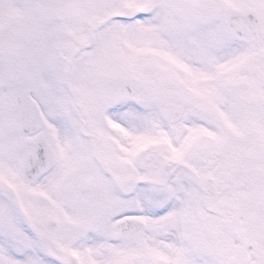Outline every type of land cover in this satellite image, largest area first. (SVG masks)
Segmentation results:
<instances>
[{"label":"snow or ice","instance_id":"6c2138e0","mask_svg":"<svg viewBox=\"0 0 264 264\" xmlns=\"http://www.w3.org/2000/svg\"><path fill=\"white\" fill-rule=\"evenodd\" d=\"M0 264H264V0H0Z\"/></svg>","mask_w":264,"mask_h":264}]
</instances>
